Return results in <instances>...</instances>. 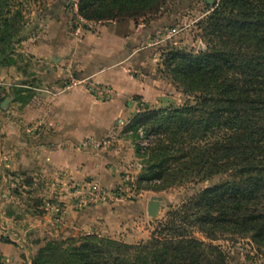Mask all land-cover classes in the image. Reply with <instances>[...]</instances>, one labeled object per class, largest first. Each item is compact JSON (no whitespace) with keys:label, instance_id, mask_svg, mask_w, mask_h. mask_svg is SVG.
<instances>
[{"label":"trees","instance_id":"trees-1","mask_svg":"<svg viewBox=\"0 0 264 264\" xmlns=\"http://www.w3.org/2000/svg\"><path fill=\"white\" fill-rule=\"evenodd\" d=\"M64 1L69 11L74 4ZM166 1L78 0L70 30L76 17L137 23ZM16 2L0 0V67L13 66L7 55L27 36ZM205 5L207 14L196 24L204 48L195 54L167 52L161 64L187 101L178 109L145 112L129 130L135 139L138 130L151 138L143 152L138 149L153 163L139 181L144 188L173 185L177 174L179 186H206L170 208L146 242L128 247L93 233L71 246L65 234L45 239L31 264L226 263L219 246L194 238L188 228L211 242L228 234L264 243V0H206ZM141 56L134 63L144 71ZM169 159L177 166L170 169ZM214 177L220 182L209 185Z\"/></svg>","mask_w":264,"mask_h":264},{"label":"crops","instance_id":"crops-1","mask_svg":"<svg viewBox=\"0 0 264 264\" xmlns=\"http://www.w3.org/2000/svg\"><path fill=\"white\" fill-rule=\"evenodd\" d=\"M64 5L55 0L43 19L35 18L38 33L19 44V52L41 69L26 78L15 67L0 68V264H31L45 239L80 231L93 221L98 210H72L68 190L77 186L84 192L95 183L111 187L113 167L108 165L115 159L79 146L103 137L114 120L131 111L127 99L143 96L147 87V78L132 79L126 66L137 67L139 54L141 66L151 57L140 49L149 30L141 21L99 24L76 35ZM83 79L112 88L116 97L103 103L83 85L68 87ZM5 99L9 103L1 108ZM51 200L64 208L61 223L45 206ZM130 204L138 215L148 203L141 210L133 199ZM105 208L116 211L119 205Z\"/></svg>","mask_w":264,"mask_h":264},{"label":"rangeland","instance_id":"rangeland-1","mask_svg":"<svg viewBox=\"0 0 264 264\" xmlns=\"http://www.w3.org/2000/svg\"><path fill=\"white\" fill-rule=\"evenodd\" d=\"M54 1L55 0H31L24 2L17 0L16 4H19L20 7L17 5V7L13 8L16 10L20 8L22 10L23 25L21 27L26 30V38L38 33V27L34 24L35 18L42 17L43 19L45 12L51 10ZM70 1L73 2L74 5L69 11L65 10L70 16L69 24L71 28L72 14L76 10L75 4L78 0ZM205 2L206 0H167L160 6L157 12H153L138 19V21H141L140 24L149 29H146V36L140 45V49H144L145 51L143 52H147L151 57L142 61L141 64H145L144 71L132 64L127 63L126 66L129 76L132 79L144 82L143 80L147 78L145 82L147 84V87H145V94H143V96L133 95L127 99L129 100L127 101V105L129 109L131 108V111L116 121L114 120L110 130L107 131L103 137L86 139L100 140L111 135L107 147H102L96 150L84 148L86 150L103 152L107 155L109 154L111 158L115 159L113 162L114 164L108 165L113 167V172H111L113 174V185L111 187H102L99 183H95L94 185L108 196H106L104 202L88 205L83 209L88 210L91 207H95V210H98L96 211L98 213L93 221L82 227V230L80 231L66 230V232L64 231L62 234L58 232L56 238L68 234L71 237L69 245L72 246L73 244H80L79 240L82 237L94 233L99 238L110 239L128 247L137 246L140 243L148 241L152 233L157 231L158 223L163 222L166 219L167 212L170 211V208L179 205L184 198L196 193L198 189L206 186V184L196 186L187 185L186 187L179 186L180 177L179 174H177V180H175L173 185H168L160 190L157 189L162 187L160 184L158 187L147 190L144 188L143 183L139 184V181L143 176H147V172L153 166V163H150L147 158L138 154L137 139L132 137V133L127 136L123 135L125 131H130L129 127L134 124V120L137 116L145 114V112L150 113L169 108L178 109L187 101L188 98L184 95L181 87L164 72L161 64L167 52L180 50L195 54V52L204 48L203 40L200 37V32L196 24L207 14ZM13 6L16 5L14 4ZM12 11H14V9H12ZM91 22L93 23V26L89 29H82L80 33L83 31H93L99 24H110L116 21ZM148 31H150V35L147 34L149 33ZM72 33H74V30ZM9 55H7V60L14 64L13 66H6L4 68L15 67L17 70L23 71V77L30 78L29 76L34 74L32 73V70L38 71L41 69V66L33 61L29 55H24L19 52V45H14L13 52ZM146 72H149V78L146 76ZM103 87L108 88L111 91L112 97L98 100L92 92L89 93L99 102L107 103L112 101L116 97V92L108 86ZM142 134V137L144 138L146 135L143 132ZM79 148L83 149L81 144ZM173 156L177 157L178 154ZM166 165L170 167V169L177 166V164L171 159L167 161ZM220 180L221 177H214L209 185L218 184ZM76 187L77 186L71 188L73 192H71L70 188L68 190L71 195L73 194L72 196L70 195L71 197L68 200V205L72 210H74L72 203L76 196L75 193L78 194ZM84 189V192L80 193L85 195L91 194V187L87 190L86 188ZM151 198L159 199L160 209L156 218H150L146 212L142 213L140 211L138 215L133 213L135 207L131 206L130 200L133 199L140 204L141 207L138 209L141 210ZM48 204L57 205L60 209H64L60 206L61 204L56 203L53 200L46 202V208ZM112 205H119L118 210H108L109 212H104V209L106 210L105 207ZM121 205L123 207H121ZM51 214L53 220L56 221V215L53 212H51ZM60 216H62V213ZM62 218L63 216L61 217V220ZM59 222L57 224L61 223ZM187 230H189L188 232H191V235L194 238L205 243H211L214 246H219L226 256L225 264H264V243L257 244L249 235L236 236L218 234L216 240L211 242L205 239L195 230V228H188ZM126 257L128 258V255H126ZM129 263L132 264L130 261Z\"/></svg>","mask_w":264,"mask_h":264},{"label":"built area","instance_id":"built-area-1","mask_svg":"<svg viewBox=\"0 0 264 264\" xmlns=\"http://www.w3.org/2000/svg\"><path fill=\"white\" fill-rule=\"evenodd\" d=\"M93 26V23L91 21H85L79 17H76V27L74 29V33L78 34L82 29H89ZM83 85L89 92H92L98 100H102L103 98H110L112 97V93L108 88H105L103 86L97 85L93 82H90L89 79H83L79 81H71L68 87L75 86V85ZM67 87V88H68ZM138 139H137V147L140 150V152H143L150 143V137H142V132L138 130ZM131 131H125L123 135H130ZM111 135H108L107 137L100 139V140H85L81 143V147L84 148H91V149H99L102 147H107L109 145V139ZM92 192H90V195H85L80 192L76 194L75 199L72 203V207L75 211H81L88 205L98 204L105 201L106 196H108L106 193L101 192L97 186L93 185L91 187ZM47 207L53 212L56 217L57 221L61 220V217L63 216L62 209H60L57 205H50L48 204ZM62 213V216H60Z\"/></svg>","mask_w":264,"mask_h":264},{"label":"water","instance_id":"water-1","mask_svg":"<svg viewBox=\"0 0 264 264\" xmlns=\"http://www.w3.org/2000/svg\"><path fill=\"white\" fill-rule=\"evenodd\" d=\"M75 1V0H73ZM9 103L8 99L3 100L1 108H4ZM160 209V203L158 198H151L147 204L146 213L150 218H156Z\"/></svg>","mask_w":264,"mask_h":264}]
</instances>
